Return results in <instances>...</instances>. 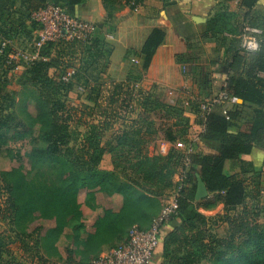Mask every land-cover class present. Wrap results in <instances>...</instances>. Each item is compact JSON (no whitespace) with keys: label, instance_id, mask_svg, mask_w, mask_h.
I'll return each instance as SVG.
<instances>
[{"label":"trees","instance_id":"obj_1","mask_svg":"<svg viewBox=\"0 0 264 264\" xmlns=\"http://www.w3.org/2000/svg\"><path fill=\"white\" fill-rule=\"evenodd\" d=\"M85 1L0 0V37L6 42L14 41L20 31L27 28V22L32 28L40 30L32 16L50 5L60 7L69 16L77 18L76 8ZM146 1L122 0L121 7L138 11ZM159 1L167 5V0ZM256 3L257 0H239L241 14L228 9L217 12L199 34L202 40L216 44L214 52L218 53L217 60L224 68L223 74H220L225 77V91L236 97L240 104L228 108L226 116L222 115L219 107L204 113L192 111L194 115H202L200 138L214 145L217 149L215 155L203 154L195 149L194 143L191 145L189 120L183 118L179 111L181 117L176 124L183 123V127L179 130L172 127L166 129L164 139L169 143L190 142L193 150L186 156L183 176L175 186L171 183L173 172L163 173L164 166L160 162L164 157H142L133 165L140 172L142 182L129 179L126 175L120 178L113 172L102 170L100 166L105 154L115 149L132 152L143 148L144 141L137 138L141 129L130 127L115 134L113 144L106 141L103 146L100 143L103 129L99 125H89L88 119L83 122L80 117L76 119L59 98L60 93L69 91L72 85L63 82L61 77L52 76L56 73L54 68L62 65L63 69H69L62 61L77 49H83L84 44H91L85 47L88 52L93 47L98 48L103 43L100 29L98 36L86 41L47 43L40 52L41 58L46 60L25 67L23 76L26 83L37 87L34 97L36 113L27 121H18L0 110V150L13 143L28 144L30 152L25 156L30 168L26 171L18 151L20 165L1 172L0 182L6 197L7 219L19 229L22 241L28 240L32 233L37 235L35 245L44 251L45 264H51L49 258L60 257L56 243L70 226L75 225L70 238L82 264H93L102 257L100 254L104 248L109 247L110 251L125 243L132 228L147 231L162 208L158 200L163 192L158 185L162 182H167V187L176 190L177 209L159 231V244L150 264H264V223L258 224L245 205L250 183L257 200L261 191L260 178L264 175L263 167H256L252 161L255 151H264V23H257L253 16ZM115 4L116 0H103L108 21L119 10ZM245 26L260 29L262 41L256 52L248 53L241 49L240 37ZM164 38L162 30L154 29L140 52H126V58L134 56L140 60L141 74L135 78L127 75L123 82L112 83L106 98L100 90L102 81L89 85L88 98L93 107H82L84 115L98 119L107 114L111 116L115 109L112 114L109 110L118 102L128 106L130 97H123V89L141 83L142 75L147 72ZM186 45V54L175 57L180 65L192 64L200 59L191 38L186 40ZM51 51L54 52L53 58L49 57ZM192 67L195 69V66ZM138 90L144 94L141 88ZM103 103L105 109L102 108ZM155 105L164 106L158 102ZM162 108L174 111L173 107ZM80 128L84 131H79ZM35 129L36 135L33 133ZM38 166L56 170L60 184L42 186L30 179L29 174ZM236 170L238 173H234ZM197 175L212 196L198 204L194 201ZM246 175L254 177L246 181L242 178ZM96 193L106 197L113 194L120 196L121 207L117 211L104 210L96 219L93 231L84 233L82 201L92 207L90 204ZM217 204L223 205L230 214L224 218L228 234L224 238L207 241L201 230L205 218L198 210H209ZM40 221H50L53 226L45 229L43 234H40L43 230L40 225L29 231L32 224ZM6 254L7 243L0 237V264H3Z\"/></svg>","mask_w":264,"mask_h":264},{"label":"rangeland","instance_id":"obj_2","mask_svg":"<svg viewBox=\"0 0 264 264\" xmlns=\"http://www.w3.org/2000/svg\"><path fill=\"white\" fill-rule=\"evenodd\" d=\"M94 1L101 5L103 4V0ZM121 2L122 0H116L115 6L119 7L117 12H121L125 9L121 7ZM88 22L95 25V31L91 37L94 38L98 36V29H100L103 43L99 45L98 48H91L89 52L85 47L91 44H84L83 49H77L75 53L70 57L68 55V57L62 61L70 67L69 69H63L62 65L54 68L56 73L52 76L57 78L61 77L63 82H70L72 85L69 91H62L59 98L66 107H68V111L72 114L74 113L76 119L80 117L82 122L88 119L86 121H88L89 125H99L103 129V136L100 141L103 146L106 145V141L113 144L112 138L114 135H118L120 132L130 127L133 130L141 129L137 138L144 141L143 148L132 152H129L127 149H123L122 151L115 149L113 152L105 154L100 166L102 170L113 172L120 178H124L126 175L129 179H137L142 182L140 172L137 171L133 165L142 157L150 159L164 157L166 160L163 159L160 162V164L164 166L163 173L173 172L171 183L175 186L180 182L183 176L186 156L192 152L193 149L191 145L193 143L195 149L203 154L214 155L217 153V149L214 145L197 139L199 137L198 130H193L191 132L192 134H190L189 141L192 142L191 145L190 142L189 144L181 142L169 143L164 139V132L171 127L176 130L181 129L183 123L180 125L176 124L179 122L181 115L183 118H188V120L191 121V116H195L192 111L198 110L199 113H204L201 110V105L216 98L219 91L213 85V76L217 75L225 82V77L221 75L224 72L223 65L220 64V60H217L219 57L218 53L209 48L206 50L205 43L208 40H202L199 35H196L192 37L191 40L198 50V53L201 55L200 59L203 60L204 58L206 60H204L199 67L201 71H198V69L196 70V68H198L196 66L195 69L191 67L187 70L183 69L182 65H180L179 72L183 85H179L176 90H163L157 85L146 87L143 85L144 73L141 83H134L135 86L133 85V88H122L125 92L123 93V97H130L128 106H126L127 104L118 102L117 105L110 108V114H112L115 109L111 116L107 114L98 119L95 116L88 118L84 115L82 107H93V104L89 102L88 98L90 95L89 85H92L96 81H102L103 86L100 90L103 92L102 95L105 96L104 98H106L109 95V88L112 86V83L119 84L124 81H121L123 75L126 74V79L127 75H132L135 78L141 74V63L133 62L134 60H138L134 56L125 59L123 69L120 70L116 67L119 64L116 61L113 62V59H116L113 56L114 49L105 42L106 37L108 35H115L116 30L108 26L109 21L107 19L98 23ZM25 27L27 28L25 30L22 29L12 42H6L4 38L2 39L0 37V110L3 114H10L18 121H27L29 116H34L36 113L34 97L37 93L35 91L37 87L32 86L30 83H26L23 73L25 67L31 64L28 60L36 51L35 43L39 40L41 27L40 30H37L35 27L32 28L29 22L25 24ZM200 44L204 45L206 51L204 54H202L201 47L199 46ZM44 46L46 47V44ZM44 46L41 47L40 52L43 50L42 48ZM6 47L7 50H5ZM53 54L54 52L51 51L49 57L53 58ZM45 60L43 59V61ZM211 60H214L213 63L210 62ZM216 60L218 62H215ZM69 72L73 74L70 78H67V73ZM139 88L142 89L144 94H140ZM156 102L166 107H173L174 111L162 108L164 106L158 107L155 105ZM102 108L105 109L104 103L102 104ZM175 110L178 112H175ZM179 111L182 112L181 115ZM73 126H75V124L72 125V128ZM79 131L84 130L80 128ZM33 133L36 135L37 129H35ZM18 151H20V155L22 156V165L26 171L29 170L30 165L27 162L25 154L30 152V146L26 143H13L0 150V173L20 165L17 160ZM253 160L256 162V167H264V161L259 163L256 154H254ZM234 173H238V170L234 171ZM253 177L246 175L242 178L246 181H251ZM29 178L42 186H57L60 184L56 175V170H50L44 166H38L29 174ZM263 178L264 175L260 178L261 191L257 196V200H255L254 197L253 184L250 183L249 190L247 189L248 196L245 202V205L251 210L253 215L252 218H254L258 224L264 223ZM254 179H256V176ZM158 186H160V189H163L162 195L158 198L161 207L169 197L175 195L176 190L172 187H167V182L159 183ZM196 196L197 194L195 192L194 201L196 204L212 197L208 195L205 199H196ZM5 202L6 197L0 182V237L5 239L7 243V254L3 264H45L44 261H46V256L44 251L39 248L37 249L35 245L38 240L37 235L32 233V236L28 240L22 241L20 239L18 234L20 232L19 229L14 228L7 219ZM90 205L93 208L84 205V200L82 201L81 210L83 214L82 224L84 233H91L93 231V225L96 219L104 210H119L121 207V197L115 194L106 197L101 193H96L95 199ZM198 211L205 218L201 230L207 241L212 240V238L221 239L227 236L228 226L224 218L229 212L223 208V205L217 204L212 209H199ZM232 215L233 213H231V216ZM39 225L43 227L40 233L43 234L42 232L53 226V223L50 221L36 222L30 226L29 231L32 232L33 229ZM73 227H75V225L68 227L63 236L56 243V248L60 257L49 258V263L82 264V260L77 257L75 253L73 241L70 238ZM108 249L109 247L104 248L100 255L103 257ZM200 264L210 263L201 262Z\"/></svg>","mask_w":264,"mask_h":264},{"label":"crops","instance_id":"obj_3","mask_svg":"<svg viewBox=\"0 0 264 264\" xmlns=\"http://www.w3.org/2000/svg\"><path fill=\"white\" fill-rule=\"evenodd\" d=\"M238 6L239 0H167L166 6L159 0H147L138 11L125 8L121 12L114 13L108 26L113 30L115 28L116 32L115 35H108L105 42L113 47V56L116 58L113 62L116 61L119 64L116 67L121 70L125 65V54L128 50L140 52L152 30H162L165 34L164 42L152 58L144 75L143 85L146 87L157 85L163 90H176L179 85H183V82L179 72L180 64L175 57L186 54V40L202 33L209 18L217 12L228 9L230 12L241 14ZM253 12L257 23H264V0H257ZM76 16L80 20L95 23L106 19L103 6L94 0H86L80 4L76 8ZM201 44L199 46L202 54L207 48L211 50L216 48L213 41L208 40L205 49ZM204 60L206 59L182 65V68L189 70L192 66H196L198 71H201L199 67ZM137 61L140 62L139 59ZM125 75L122 76L121 81L125 80ZM195 116H191V121L189 120L188 135L190 137L193 130H198L197 139H201L203 128L200 121L203 118L202 115ZM254 154L258 157L259 163L264 161V151H255ZM254 154L252 161L256 166L253 160Z\"/></svg>","mask_w":264,"mask_h":264},{"label":"built area","instance_id":"obj_4","mask_svg":"<svg viewBox=\"0 0 264 264\" xmlns=\"http://www.w3.org/2000/svg\"><path fill=\"white\" fill-rule=\"evenodd\" d=\"M32 19L41 27V32L39 40L35 43L36 51L28 60L31 63L43 60L39 52L45 44L60 41H86L91 38L95 31V25L92 23L71 17L60 7L52 5L33 14ZM260 34L259 30L245 26L240 37L241 49L248 53L258 51L261 43ZM24 58L28 59L27 57ZM133 62L138 63L135 60ZM72 74V72L67 73V78H70ZM213 79V85L219 91L218 95L201 105V110L207 112L211 108L219 107L222 115L226 116L228 108L240 104V101L225 91L226 84L219 76L215 75ZM176 197L175 194L166 200L158 217L147 231L132 228L125 243L107 251L93 264H150L153 253L159 244V231L177 209Z\"/></svg>","mask_w":264,"mask_h":264},{"label":"water","instance_id":"obj_5","mask_svg":"<svg viewBox=\"0 0 264 264\" xmlns=\"http://www.w3.org/2000/svg\"><path fill=\"white\" fill-rule=\"evenodd\" d=\"M201 22H203V21H201ZM196 182H197L196 199H205L209 194L207 192V189H206L204 183L202 182V180L200 179V177L198 175L196 177Z\"/></svg>","mask_w":264,"mask_h":264}]
</instances>
